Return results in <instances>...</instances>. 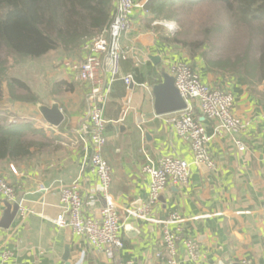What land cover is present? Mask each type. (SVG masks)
<instances>
[{"label": "crops", "instance_id": "1", "mask_svg": "<svg viewBox=\"0 0 264 264\" xmlns=\"http://www.w3.org/2000/svg\"><path fill=\"white\" fill-rule=\"evenodd\" d=\"M172 29L173 22H158L143 9H135L131 28L121 40L129 49L121 72L131 73L134 82L128 87L122 79L113 81L104 109L102 155L112 167L109 191L117 208L123 247L109 258L84 236L52 222L59 212L60 188L74 181L79 185L84 216L99 217L103 205L97 176L88 165L90 142L78 136L79 129L90 126L86 85L74 81L61 62L59 81L68 85L59 87L65 95L61 100L56 94L50 97V103L57 102L64 115L58 127L45 122L36 104L14 105V113L25 115L49 140L44 151L32 147V157L0 163V173L16 188V199L31 210L23 218L16 214L9 228H0V264H160L166 256L164 228L178 238L180 264H243L244 260L264 264V79L256 74L216 72L200 53L191 55L180 42L173 41L177 36ZM65 54L71 59L84 57L81 48ZM179 61L190 64L203 83L232 93L233 112L246 122L239 136L245 148L237 149L232 135L225 131L215 135L208 143L214 169L191 164L189 183L167 185L151 207L149 215L160 221L177 214L179 219L163 224L129 216L127 210L140 207L148 198L150 177L141 171L146 156L153 163L163 156L192 160L188 143L173 129L176 113L154 111L152 86ZM2 103L0 108L6 106ZM190 106L206 132L212 134L216 121L201 114L197 101ZM5 200L0 195V217ZM187 238L197 243L196 259L182 244ZM4 252H9L7 258H3Z\"/></svg>", "mask_w": 264, "mask_h": 264}, {"label": "built area", "instance_id": "2", "mask_svg": "<svg viewBox=\"0 0 264 264\" xmlns=\"http://www.w3.org/2000/svg\"><path fill=\"white\" fill-rule=\"evenodd\" d=\"M147 0H113V12L110 24L81 47L84 57L65 59L63 66L74 81L86 85L87 115L89 128L78 130L80 139L88 140L91 152L88 165L96 174L99 182V193L102 199L99 217L84 216L83 202L76 181L62 186L59 191V212L52 219L58 228H69L77 236H84L94 248L112 258L123 247L119 234V216L115 202L110 194L112 167L102 155L106 143L104 109L109 99L112 82L122 79L126 86L133 83L131 73L122 74L121 62L129 56V49L123 47L122 37L130 30L135 9H143ZM173 76L174 85L186 103V108L175 112L172 126L176 134L188 143L192 160L187 161L176 156H163L153 163L147 161L141 171L148 174V198L140 207L127 210L132 217L145 219L150 222H173L178 218L173 213L165 221L157 220L149 215L151 207L158 201L163 189L169 185H187L189 183L190 165H204L214 169L215 162L208 151V143L221 131L232 135L239 150L245 148L239 138L245 130L246 122L233 112L234 98L230 91L220 86L203 83L197 72L187 62L179 61L167 68ZM147 86V83H140ZM197 101L200 112L208 119L215 120L213 133L208 134L205 127L195 118L190 102ZM0 195L9 202L16 200V188L0 173ZM31 210L18 205L17 215L25 217ZM177 236L164 228L162 243L166 256L160 264H180L177 258ZM186 253L193 259L199 256L197 243L192 239H183ZM9 252L3 253L7 258ZM160 256V252L156 253ZM243 264H249L244 260Z\"/></svg>", "mask_w": 264, "mask_h": 264}, {"label": "trees", "instance_id": "3", "mask_svg": "<svg viewBox=\"0 0 264 264\" xmlns=\"http://www.w3.org/2000/svg\"><path fill=\"white\" fill-rule=\"evenodd\" d=\"M182 0H147L143 10L156 20H174V5ZM193 5L200 0H183ZM237 21L250 23L264 20V0H217ZM113 0H0V54L3 50L21 57L40 58L51 50L62 49L65 53L79 50L81 45L92 40L111 22ZM264 38V30H263ZM186 47L191 55L200 49L198 42L174 38ZM216 72L230 71L233 74L264 79V44L256 59L243 55L236 62L205 59ZM227 65V66H226ZM5 80L11 100L37 104V96L17 97L15 88L30 93L28 85L17 77L5 74L0 68V100L4 98L2 81ZM59 81L55 86L66 85ZM68 85V84H67ZM66 85V86H67ZM40 135L38 137H35ZM43 129L30 122H10L0 111V163L21 161L34 156L32 147L40 152L48 142Z\"/></svg>", "mask_w": 264, "mask_h": 264}, {"label": "rangeland", "instance_id": "4", "mask_svg": "<svg viewBox=\"0 0 264 264\" xmlns=\"http://www.w3.org/2000/svg\"><path fill=\"white\" fill-rule=\"evenodd\" d=\"M174 9L176 14L174 20H168L173 22L174 34L181 40L198 42L200 44L198 53L204 59L230 63L238 61L239 57L245 54L250 59H256L262 51L264 20L250 23L237 21L230 10L217 0H200L193 5L182 0L174 5ZM69 58L62 49L51 51L40 58L21 57L3 50L0 54V68H5L7 76L21 79L30 88L29 95L24 89L15 88L14 93L17 97L37 96L40 103L48 104L52 94H56L55 98L60 100L65 95L62 88L55 86V83L63 76L59 65ZM2 86L5 96L0 100V104L6 101L2 103L6 106L1 107L0 111L6 120L29 122L30 119L25 115L14 113L19 102L20 104L26 102L9 98L5 80L2 81ZM38 136L40 135L35 137ZM44 150L45 148L42 151Z\"/></svg>", "mask_w": 264, "mask_h": 264}, {"label": "water", "instance_id": "5", "mask_svg": "<svg viewBox=\"0 0 264 264\" xmlns=\"http://www.w3.org/2000/svg\"><path fill=\"white\" fill-rule=\"evenodd\" d=\"M152 59L155 58L152 57ZM161 76V81L152 86L155 114L177 112L186 108L185 101L174 85L173 76L167 72H162ZM131 84L128 87H131ZM36 107L39 114L49 125L58 127L63 122L64 115L57 102L51 101L50 105L37 103ZM4 203L5 209L0 217V228L6 229L9 228L17 214L20 200L16 199L12 203L5 200Z\"/></svg>", "mask_w": 264, "mask_h": 264}]
</instances>
